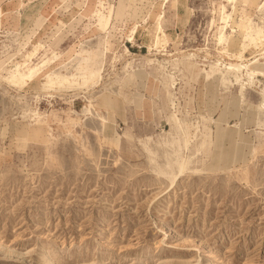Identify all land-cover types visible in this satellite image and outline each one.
<instances>
[{
    "label": "rangeland",
    "instance_id": "rangeland-1",
    "mask_svg": "<svg viewBox=\"0 0 264 264\" xmlns=\"http://www.w3.org/2000/svg\"><path fill=\"white\" fill-rule=\"evenodd\" d=\"M159 1L0 0V264H264V112L195 76L264 55V6L218 43L230 4L169 0L151 49Z\"/></svg>",
    "mask_w": 264,
    "mask_h": 264
},
{
    "label": "bare ground",
    "instance_id": "bare-ground-1",
    "mask_svg": "<svg viewBox=\"0 0 264 264\" xmlns=\"http://www.w3.org/2000/svg\"><path fill=\"white\" fill-rule=\"evenodd\" d=\"M223 1L231 5L230 10H227L225 4H221L218 7L213 8L211 11L212 20H211L210 30L212 29L214 24L213 18L215 17V15L219 16V25L217 26L218 31L217 34L215 35V39L217 40V42L230 43L232 39L237 40L235 36L236 31L240 32L242 38L249 36L254 31L253 29L254 22L253 19L250 17L251 13L249 11H243L242 13L241 11H239V8L237 9L238 3L244 0H223ZM254 1L255 0H248V7H251L253 4L255 5ZM159 2H160L159 7H161L162 9L153 17V20H155V26L151 34L152 35L151 44L149 46L151 49L153 47L157 48L159 45L165 46L168 43L165 35V28L164 25L162 24V19L164 18V8L166 4L169 2V0H160ZM258 3L259 4H257L256 7L257 9L259 8L260 10V8L264 6V1L260 0ZM109 13L107 15L102 13L98 16L97 21L99 22L100 27H103L106 24L107 20L110 19ZM261 36H264V34L262 33ZM261 36L257 37L256 41H259ZM251 47L247 46L243 48L242 51H244L245 49H249ZM236 60L240 62L237 65H231V64L226 65L223 64L222 61H210L208 64H204L203 68L199 69V71L195 73V76H197V78L202 76L201 78L203 79V81H205L204 82L205 84H213L216 85L217 88L223 87L229 89L230 87L237 86L236 97L237 100L241 103V105L245 106L244 107L245 113L251 112V114L252 113L257 114L258 112H264V80L259 79L260 75H263L264 77V55L251 59L250 57L246 58L242 54V52H239L238 58ZM243 60H249L250 63L246 64V66L244 67V65H242ZM25 64L26 63L22 61L20 66L23 67L25 66ZM159 64H161V61ZM252 64H254V66L250 67V65ZM161 65L163 67V64ZM173 81L175 80L173 79L171 80L170 82L171 85L173 84ZM252 87L254 89L255 94L257 95V101L255 103L248 101L244 95V90ZM248 104L249 105L251 104L252 107H248V109H246ZM207 119H209V122L213 120L209 115ZM170 121L171 124L173 125L172 128L173 132L180 134V137L178 136L179 139L178 138L177 139L183 145L182 147L186 150V152L190 151L189 147H191V149L193 147V150L190 153L188 152V154H193L194 157H196L198 153L201 154L202 151L198 149L197 145L191 143L192 136H190L191 131L190 128L188 127L187 119L183 120L176 113H173L170 117ZM213 123L215 122L213 121ZM168 147L172 153H176L177 150L179 149L178 143H176L175 145L172 144L171 142L168 144ZM179 158L180 159L178 161L176 160L177 163H175V168H174L175 170L172 174L173 176L180 174L185 170L186 166L184 165V163L187 161V156L182 155ZM190 162L192 163V161ZM163 173L166 174L165 172Z\"/></svg>",
    "mask_w": 264,
    "mask_h": 264
},
{
    "label": "crops",
    "instance_id": "crops-1",
    "mask_svg": "<svg viewBox=\"0 0 264 264\" xmlns=\"http://www.w3.org/2000/svg\"><path fill=\"white\" fill-rule=\"evenodd\" d=\"M22 1V0H21ZM18 3H19V0H18ZM108 7H110L111 8V4H109L108 2L106 3V6H105V10H106V8H108ZM20 8V7H19ZM109 10H106V12H108ZM105 12V13H106ZM101 13H103V14H105L104 12H101ZM108 14V13H107ZM106 14V15H107ZM101 21V20H100ZM107 23V22H106ZM97 24L99 25V22L97 21ZM207 86H208V88H210V85L209 84H206ZM212 88V87H211Z\"/></svg>",
    "mask_w": 264,
    "mask_h": 264
}]
</instances>
